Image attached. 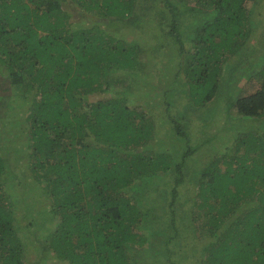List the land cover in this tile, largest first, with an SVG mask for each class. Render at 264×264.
<instances>
[{"label":"trees","instance_id":"trees-1","mask_svg":"<svg viewBox=\"0 0 264 264\" xmlns=\"http://www.w3.org/2000/svg\"><path fill=\"white\" fill-rule=\"evenodd\" d=\"M263 9L0 0V117L25 110L12 121L29 141L13 157L0 147V264H178L166 255L175 237L189 264H264ZM122 27L158 28L157 45L175 47L174 70L151 91L158 108L137 104L130 83L106 97L143 66ZM158 207L164 217L143 224Z\"/></svg>","mask_w":264,"mask_h":264},{"label":"rangeland","instance_id":"rangeland-1","mask_svg":"<svg viewBox=\"0 0 264 264\" xmlns=\"http://www.w3.org/2000/svg\"><path fill=\"white\" fill-rule=\"evenodd\" d=\"M263 11H264V9H263ZM256 15L258 17H260L258 15V12H256ZM85 22L87 24L90 23V21H88V20H86ZM152 29H155V30L154 31L150 30V31H146V32H140L137 28H123V27L121 28L119 36L124 40V42H125L124 45L129 47V48L133 47L134 50H137V51L140 50L141 51L140 59H142V61H143V66H142V69H140V70L127 71L123 76H120L119 79L116 81V84H115L116 88L113 89V91L109 90L108 92H106V97H108L109 95H112L113 93L118 95L117 92H120L124 95H128L130 91H133L132 87H137L139 92L136 93V98L134 99V100L138 101V102L135 101L137 104H139V102H141L142 104L145 105L147 102H155L157 104L156 105L157 108H158V106H161V101L160 100L157 101L156 96H154V94H152L151 91H155V90L157 92L161 91V87L162 86L164 87V83H162V81H165L169 78V75H171L172 70H174L173 66L176 65L178 57H177L176 52H175V47L169 46L167 39L165 40L163 38V36H161V37L159 36V38H158L159 43L157 45V42H156L157 39L153 36V33L154 32L159 33V31H157L158 28H152ZM163 45H168V46L164 47ZM161 46H162V48H161ZM248 65H249V62H245L244 66H248ZM133 80H135V81H133ZM128 83H130L132 87L127 86ZM155 84H156V89L151 87L152 85H155ZM92 96H93V99H96L99 97L104 98V97H102L104 95L94 94ZM152 97H155V98H152ZM174 106H175V104L173 105V109H174ZM24 111L25 110H23V109H20V110L15 109L13 111V113L12 112L11 113L6 112L3 117H0V127H1L0 128V147L4 152L9 153L11 155V157L16 155L15 153H18L20 151L21 152L25 151L26 149L29 148V146H27V143H26V141L29 142L27 139V136L25 134H23V132L21 130L22 129V127L20 126L21 122L19 123V121H17V124H13L14 121H12L13 119H16V118H21L24 121L25 116L22 115V113ZM19 162H22V161L14 162V164L18 165ZM149 181H150V179H149ZM184 186L191 187L190 184L187 185L186 183L182 187L184 188ZM149 187H150V185H149ZM149 187L145 186L144 190L145 191L149 190ZM182 191H183V189L179 193L181 198L183 196ZM192 192L193 191H191L188 195H191ZM196 193H197V191H196ZM160 198H162V197H160ZM38 201H43V195L40 192H38L37 196L35 197V202H37L36 206L38 205ZM190 201L189 200H187V202L180 201L179 209L183 215L185 214V210L189 209ZM196 201H198V196L196 197ZM191 202L193 204L190 206L191 207L195 206L196 202H194V201H191ZM165 207H166V205L164 206V209H163L165 212L170 211L169 209H167ZM193 209H195V208H193ZM196 209H197V207H196ZM149 214L151 216L150 217L151 219L146 220V221L143 220V224L149 225V223H151L152 220L155 221L157 218H161V216L164 217V215H163L164 212H162L159 207L155 211L152 210V208H151V213H149ZM40 215H42V214H40ZM153 221H152V224H153ZM165 222L168 223L167 221H165ZM197 225H198V222H196L195 226H197ZM165 229L170 231V233L173 235L172 230L167 225H166ZM172 241H173V244H171ZM171 242L168 245L169 252H168V254L166 253V255L167 256L169 255V257H171L173 260H175L178 264H180V263L181 264H189L192 261V257H191L190 251H189V247L187 245L183 244L181 242V240L176 238V237L174 239H172ZM23 244H24L23 246L26 250H27V248H28V250L34 248L33 247L34 245L33 246L29 245L30 243L28 242L27 239L23 240ZM160 244H162V243H160ZM160 244H157L155 246L157 247V249L161 250ZM155 246L153 244L149 248L145 244L141 248L142 253L145 252L146 255H149V253H151V256H152V249L153 250L156 249ZM163 253L164 252L162 251L161 254H163ZM178 261H180V262H178ZM160 262H163V257H162V261H160ZM165 263L166 262L164 261L162 264H165ZM159 264H161V263H159Z\"/></svg>","mask_w":264,"mask_h":264}]
</instances>
